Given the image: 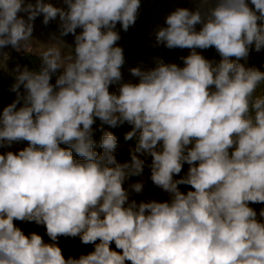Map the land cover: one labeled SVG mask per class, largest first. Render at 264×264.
<instances>
[{
  "label": "clouds",
  "instance_id": "9594fccd",
  "mask_svg": "<svg viewBox=\"0 0 264 264\" xmlns=\"http://www.w3.org/2000/svg\"><path fill=\"white\" fill-rule=\"evenodd\" d=\"M64 3L0 0V48L26 51L40 14L45 24L59 15L61 36L75 37L74 55H62L54 38L38 72L17 69L16 99L0 113V147L28 142L0 154V264H264V208L249 206L264 204V71L239 62L251 46L264 49V0H251L255 11L246 0L175 9L156 44L190 54L182 67L157 59L130 69L138 83H120L125 57L115 29L135 24L141 0ZM209 48L219 62L197 51ZM96 118L132 125L125 140L138 142L129 161L117 160L108 131L95 150ZM145 167L167 200L134 198L145 191ZM14 221L44 226L49 241ZM61 237L93 250L65 258Z\"/></svg>",
  "mask_w": 264,
  "mask_h": 264
},
{
  "label": "rangeland",
  "instance_id": "374dc122",
  "mask_svg": "<svg viewBox=\"0 0 264 264\" xmlns=\"http://www.w3.org/2000/svg\"><path fill=\"white\" fill-rule=\"evenodd\" d=\"M31 2L34 4L35 0H31ZM45 2L51 3L57 8H67L64 0H45ZM212 3H215V0H212ZM199 6L200 0H141V6L138 10L140 13L138 12L136 22L133 26H130L127 31H124L121 25L117 23L115 30L119 32L121 37L120 40L117 41V46L123 49L125 57V63L121 68L122 80L120 83H138V78L131 75L130 69L135 67H140L145 70L153 68L156 66L157 59H162L165 63H175L179 61L180 66L182 67L183 61L181 60V57L189 55L190 50L180 48L169 49L163 45H157L155 33L159 26H164L166 16L175 9L187 8L191 11H195ZM250 8L252 9V7ZM18 15L27 20V15L25 13H19ZM43 21L44 15H38L33 22L32 39L27 42L33 50V53H30L29 55V59H35L40 68V64H42L40 55L43 51L47 50L48 47L52 46L53 43L57 42L54 38H58L64 43V45H56L61 48L62 55L67 56L71 53L74 55L75 47V37L73 34L61 36V21L59 15L55 19L50 20L47 24ZM199 27L200 26L198 25L197 30H199ZM80 31L81 29H77V34H79ZM197 51L209 60L219 62L221 59L215 48H209L207 50L197 49ZM239 62L245 64L247 67L257 68L256 59L251 47L249 56L245 59H241ZM24 68L31 71L25 64V60L17 57L12 46L9 45L4 48H0V94L7 91L11 94L9 97L10 101H14L16 99V93L11 91V87L16 82V76L18 75L17 69H19V71H23ZM58 71L63 72V69H58ZM55 82V78L51 75L50 83L55 85ZM118 87L119 84H113L110 85L109 90L111 92H117ZM262 87L263 85L257 89V95L261 91ZM93 128L96 132L100 133L99 135H93V139L96 142L95 150L97 152H102L100 140L103 132L108 131L113 133L117 138V148L114 153L117 160L123 163L125 160L130 159V150L134 149L136 143L138 142V137L135 136L131 140H125V135L132 130V125L125 122L122 125L111 127L107 124L102 125L99 118H96ZM61 147L65 146L61 145ZM74 156H76L75 153ZM142 158L146 159V164L151 162V157ZM76 159L81 158L76 156ZM188 167L189 166L187 164H184L182 172L175 178L179 179L181 176L185 175ZM149 177L150 169L145 167V191L142 195H135L134 198L138 201L146 200L149 197L161 202L167 200L168 195L162 192L159 188L155 187ZM139 179V177H133L131 182H136ZM179 187L181 191L185 193L187 192L186 185H180ZM249 206L255 209L257 213H259L261 208H264V205L260 204H250ZM14 223L25 232L22 222L14 221ZM42 227L43 226H41L42 230L40 235L46 240L48 238L46 235V229ZM25 234L27 235L28 233L25 232Z\"/></svg>",
  "mask_w": 264,
  "mask_h": 264
},
{
  "label": "built area",
  "instance_id": "2783aa9c",
  "mask_svg": "<svg viewBox=\"0 0 264 264\" xmlns=\"http://www.w3.org/2000/svg\"><path fill=\"white\" fill-rule=\"evenodd\" d=\"M247 4H251V0H248ZM252 6H254V5H252ZM138 12L140 13V11H138ZM251 48L253 50V53H254V56L256 59L257 68L260 69L261 71H264V49H262L260 52H257L254 49V45L251 46ZM14 51H15L18 58L24 59V60L29 58L30 53H33L31 46H29V48L26 51H24L23 49L20 51H17L14 49ZM175 64L180 66L179 61L175 62ZM60 74H62V72L57 70L55 73L52 74V77H54L56 80ZM20 91L23 93L24 89L21 87ZM258 95H264V85H263V87H262V89ZM93 130H94V128H93ZM94 134L99 135L100 133H98V132H96V130H94ZM129 160L130 159L125 160L124 162L129 161ZM186 190L189 191L192 189L190 186L186 185ZM260 205H264V204H260ZM59 246L61 247L63 255L65 256V258H67L70 255L73 257H78L80 254H82V245L80 243L79 238L73 239V238L61 237L59 240ZM112 247H113V249H115L114 244L112 245Z\"/></svg>",
  "mask_w": 264,
  "mask_h": 264
},
{
  "label": "crops",
  "instance_id": "0c3cea01",
  "mask_svg": "<svg viewBox=\"0 0 264 264\" xmlns=\"http://www.w3.org/2000/svg\"><path fill=\"white\" fill-rule=\"evenodd\" d=\"M247 3V0H246ZM250 7H252V9L255 11V7L252 6L251 4H248ZM42 67V64H40ZM11 94H9L7 91L5 93H1L0 94V112L2 113L3 108L8 106L10 103H12L13 101L9 100ZM22 106L18 105V107ZM28 146V142L27 141H17V142H13L10 146H3L0 147V154H4L7 153L8 151H12L14 153L24 149L25 147ZM23 227L25 228V232H27L28 234L31 232H36L37 234L40 235L41 233V226L36 225L34 222H22ZM42 228H45L44 226ZM46 242L49 241V238H47L45 240ZM82 245V244H81ZM93 247L92 245H82V254H87L88 252L92 251Z\"/></svg>",
  "mask_w": 264,
  "mask_h": 264
},
{
  "label": "trees",
  "instance_id": "16d2710c",
  "mask_svg": "<svg viewBox=\"0 0 264 264\" xmlns=\"http://www.w3.org/2000/svg\"><path fill=\"white\" fill-rule=\"evenodd\" d=\"M25 64L28 66V68L31 71L38 72L40 70V67L38 66L37 61L35 59H29L28 58V59L25 60Z\"/></svg>",
  "mask_w": 264,
  "mask_h": 264
}]
</instances>
